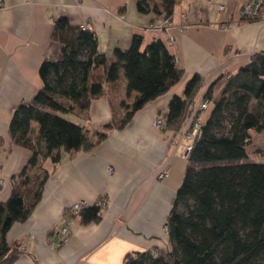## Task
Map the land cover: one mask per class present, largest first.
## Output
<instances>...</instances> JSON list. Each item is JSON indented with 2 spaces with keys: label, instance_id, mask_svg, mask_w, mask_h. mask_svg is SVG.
Segmentation results:
<instances>
[{
  "label": "crops",
  "instance_id": "obj_1",
  "mask_svg": "<svg viewBox=\"0 0 264 264\" xmlns=\"http://www.w3.org/2000/svg\"><path fill=\"white\" fill-rule=\"evenodd\" d=\"M244 0H181L169 19L174 55L182 78L168 92L144 105L118 130L96 142L112 117L109 96L92 100L85 121L73 120L89 131V150H60V161L47 169L41 197L29 218L13 224L6 234L10 255L5 264H122L126 253L169 249L165 231L186 166L188 142L182 134L192 114L203 121L209 112L199 105L208 86L226 68L233 75L252 55L264 51V18L246 22L239 17ZM137 0H1L0 3V201L10 194V179L27 163L30 152L11 142L8 125L17 106L32 101L42 83L38 68L43 60L58 61L60 45L51 39L53 22L65 17L71 26L90 24L97 50L107 57L125 49L134 36L142 48L164 36L156 26L164 20L154 12L140 13ZM223 10H219V6ZM181 15L185 16V22ZM222 26H226L223 29ZM198 75L195 97L189 98L180 122L159 130L154 119L165 114L172 95H181L185 82ZM125 84L116 96L125 97ZM134 93L125 99L130 105ZM34 134L36 125L32 124ZM247 160L264 164V133L251 132ZM169 167L168 178L156 179ZM100 200L106 206L101 219L81 224L72 218L70 233L57 246V230L68 218V208ZM67 211V214L65 213Z\"/></svg>",
  "mask_w": 264,
  "mask_h": 264
},
{
  "label": "trees",
  "instance_id": "obj_2",
  "mask_svg": "<svg viewBox=\"0 0 264 264\" xmlns=\"http://www.w3.org/2000/svg\"><path fill=\"white\" fill-rule=\"evenodd\" d=\"M180 2L137 0L136 6L140 13L170 19ZM51 39L60 45L61 58L41 62V88L30 103L16 107L8 125L11 142L26 148L30 157L11 177L7 199L0 201V262L11 258L7 232L29 218L41 197L48 178L44 163L58 164L60 150L71 153L94 145L88 129L66 116L85 121L91 101L109 96L112 117L94 133L98 143L110 130L123 128L135 112L168 92L183 75L159 39L142 48V37L136 35L127 48H115L107 57L98 52L94 33L71 26L65 17L53 22ZM219 79L203 94L209 112L201 121L166 217L169 249L126 253L122 264H264V164L248 161L246 152L251 132L264 133V51L231 75L219 99L211 102ZM123 81L124 98L134 93L130 105L116 96ZM198 84V75H193L181 95L171 96L165 129L180 122ZM67 215L81 224L101 219L95 204L82 207L76 216Z\"/></svg>",
  "mask_w": 264,
  "mask_h": 264
},
{
  "label": "built area",
  "instance_id": "obj_3",
  "mask_svg": "<svg viewBox=\"0 0 264 264\" xmlns=\"http://www.w3.org/2000/svg\"><path fill=\"white\" fill-rule=\"evenodd\" d=\"M1 3V0H0ZM219 10H223V6L220 5ZM182 21L185 22V16H180ZM239 17L241 20L244 21H255L257 19L264 18V0H244L243 4L241 5L239 9ZM169 19L162 20L156 28L160 30L164 38L160 39L163 43H166L167 45H170L173 43L174 38L169 34ZM223 29H226V26H222ZM79 29L83 31L93 32V28L90 24H81L79 25ZM229 69L226 68L222 71L221 75L219 76V81L213 86L212 88V101L215 102L219 99L220 92L226 83L227 79L231 76ZM209 102L203 101L199 105L200 110H205L208 106ZM154 126L159 130H164L166 128V119L164 114L158 115L154 119ZM200 128H201V121L192 114V118L190 120V123L184 133L182 134L183 138L188 142V145L184 148L183 158L187 159L189 156V153L191 151L192 145L194 141L197 139V137L200 134ZM169 176V167L164 166L162 167L158 173L156 174V179L159 181H162ZM3 184V181L0 180V186ZM95 205L100 207V210L106 206V202L103 200H100ZM86 205L83 202L75 203L72 206L68 208V213L70 215H78L80 209L82 207H85ZM73 217H68L66 219V222L63 226H61L58 230V236H59V242L57 246H60L63 242L66 241L69 233H70V222ZM165 229V228H164Z\"/></svg>",
  "mask_w": 264,
  "mask_h": 264
},
{
  "label": "rangeland",
  "instance_id": "obj_4",
  "mask_svg": "<svg viewBox=\"0 0 264 264\" xmlns=\"http://www.w3.org/2000/svg\"><path fill=\"white\" fill-rule=\"evenodd\" d=\"M195 95H196V91H194L193 92V95L191 96V98L193 99L194 97H195ZM208 107V106H207ZM206 110V109H205ZM68 119H73V120H76L77 118H75V117H72V116H66ZM78 120H81L82 122H83V120L82 119H78ZM33 124H35V123H33ZM36 125V124H35Z\"/></svg>",
  "mask_w": 264,
  "mask_h": 264
},
{
  "label": "water",
  "instance_id": "obj_5",
  "mask_svg": "<svg viewBox=\"0 0 264 264\" xmlns=\"http://www.w3.org/2000/svg\"><path fill=\"white\" fill-rule=\"evenodd\" d=\"M6 263V259H4V260H2L1 262H0V264H5Z\"/></svg>",
  "mask_w": 264,
  "mask_h": 264
}]
</instances>
